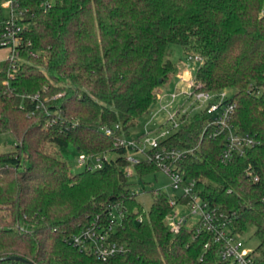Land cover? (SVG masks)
I'll return each instance as SVG.
<instances>
[{
	"label": "trees",
	"instance_id": "1",
	"mask_svg": "<svg viewBox=\"0 0 264 264\" xmlns=\"http://www.w3.org/2000/svg\"><path fill=\"white\" fill-rule=\"evenodd\" d=\"M41 2L18 0L24 45L18 60L0 63V133L14 141L0 152V258L222 264L210 235L188 224L170 231L166 194L150 191L151 206L143 210L125 173L129 148L118 143L174 74L165 53L176 44L199 58L198 90H235L231 124L257 143L222 162L225 139L211 135L202 114L164 143L193 149L179 166L184 177L210 206L236 212L237 234L253 227L264 264V0H52L48 8ZM69 144L79 155L114 157L100 169L72 172L60 156ZM249 167L257 182L246 175ZM156 171L154 163L133 166L138 178ZM113 210L124 216L110 239L124 253L101 261L72 244L91 224L107 228Z\"/></svg>",
	"mask_w": 264,
	"mask_h": 264
},
{
	"label": "built area",
	"instance_id": "2",
	"mask_svg": "<svg viewBox=\"0 0 264 264\" xmlns=\"http://www.w3.org/2000/svg\"><path fill=\"white\" fill-rule=\"evenodd\" d=\"M2 1V6L8 9V16L5 18L3 31L0 33V48L8 49L7 58L14 61L18 60L19 50L24 45L22 37L24 24L21 23L24 11L19 9L18 0ZM51 3L52 0H42L40 6L48 8ZM192 58L199 61L198 57L188 56L189 60ZM178 81L179 83L185 82L188 89L180 90L176 84L174 91L167 95L157 96L160 88L154 92L159 110H165L167 113V121L165 124L159 125L158 134L151 137L149 131H146L136 140L129 141L125 140L124 137L118 140L120 145L140 155V157H135L127 154L126 160L129 166L125 168L126 176H130L129 168L131 167L133 170L135 164L154 163L159 171L168 176L172 189L177 192L174 198L167 196L171 210L166 216V220L172 233H177L185 224L194 226L196 233L204 232L210 235L212 242L217 244V256L222 264H261L258 261L257 253L245 248L240 240L241 236L234 231L236 212L210 206L195 192V181L184 177L181 172L180 163L193 153V149L173 147L164 143L173 132L197 114L207 117L206 127L211 128L213 137L220 135L224 137L225 145L220 154L222 162L230 161L235 155H243L257 142L250 135L235 130L231 124L235 105L226 95L225 90L218 92L200 91L195 79H185L181 75L178 76ZM180 96L189 103V108L194 111L193 116L188 117L187 109L183 108L182 105H178L174 111L167 110L168 105ZM164 98L168 99L167 104L163 103ZM167 123L170 125L167 126ZM104 131L107 135L112 134L111 129L104 128ZM139 143L142 144V147H139ZM105 160H107L105 154L97 157L79 155L77 162L78 166L95 170L100 169ZM246 175L253 182L258 181V176L253 173L250 167L246 170ZM176 207L187 209L188 213L175 211ZM123 216V212L113 210L110 212V225L107 228L91 224L72 237V244L82 251L93 254L101 261L124 253L125 246L110 239L114 224L116 221L120 222ZM141 220L142 217H138V221ZM207 247L208 244H205L204 248Z\"/></svg>",
	"mask_w": 264,
	"mask_h": 264
},
{
	"label": "rangeland",
	"instance_id": "3",
	"mask_svg": "<svg viewBox=\"0 0 264 264\" xmlns=\"http://www.w3.org/2000/svg\"><path fill=\"white\" fill-rule=\"evenodd\" d=\"M3 1L0 0V20L3 18H6L8 16V9H5L2 6ZM0 50L9 51L6 48H0ZM188 56L191 57H197L193 54H184L183 50L179 45L176 44H170L167 47L166 53H165V59H168L172 62L174 66V74L170 76L167 82L162 84L159 88V91L157 93V96L163 95V94H169L174 91V88L176 87V84H178V88L180 90H187V85L185 82L179 83L178 81V74H181L182 77L185 79H194L196 70L198 66L200 65V61L196 59H188ZM225 93L228 97H231L234 93V89H226ZM165 100H167L165 102ZM169 101L167 98L163 99V103L167 104ZM178 105H182L183 108L187 109L188 117H191L194 115V111L189 108V103L185 101V99L180 96L176 98L172 104L168 105L167 110L168 111H174ZM167 121V113L165 110H159V104L156 103L154 106L151 107L149 112L145 115H143L137 122V124L131 128L128 131V135L125 136V140H136L138 136L145 133L146 131H149L150 136L153 137L160 131V124H165ZM170 124L167 123V126ZM14 146L13 138L10 134L0 133V152H7L10 151ZM139 147H142V144L139 143ZM128 155H132L135 157H140L139 153L128 151ZM60 156L61 158L70 166L72 172H79L83 169V167L78 166L77 159L79 157L78 152L75 150V148L72 145H67L66 147H63L60 149ZM107 158H113L114 153H107L105 154ZM130 176H128V181L130 183V190L132 193L135 194L136 199L143 207L144 211L149 210L151 203H152V197L150 194V191L156 190L160 191L164 194H166L169 198H174V196L177 195V192H175L171 185H170V179L167 175L162 173L161 171H156L148 175H144L141 178H138L132 168H129ZM175 211H182V213L186 214L188 213L187 209H183L180 207H176ZM193 223V222H191ZM254 229L253 227H249L246 229L245 233L240 237V240L243 242V245L245 248L249 250H254L258 245V240L253 235Z\"/></svg>",
	"mask_w": 264,
	"mask_h": 264
},
{
	"label": "water",
	"instance_id": "4",
	"mask_svg": "<svg viewBox=\"0 0 264 264\" xmlns=\"http://www.w3.org/2000/svg\"><path fill=\"white\" fill-rule=\"evenodd\" d=\"M10 260H17L23 264H33L32 262L30 261H27V260H24L22 258H19V257H13V256H9V257H4V258H0V263L1 262H4V261H10Z\"/></svg>",
	"mask_w": 264,
	"mask_h": 264
},
{
	"label": "crops",
	"instance_id": "5",
	"mask_svg": "<svg viewBox=\"0 0 264 264\" xmlns=\"http://www.w3.org/2000/svg\"><path fill=\"white\" fill-rule=\"evenodd\" d=\"M8 54H9V51L6 50L3 52V50H0V63L7 59ZM179 75H181V74H178L177 76H179Z\"/></svg>",
	"mask_w": 264,
	"mask_h": 264
}]
</instances>
